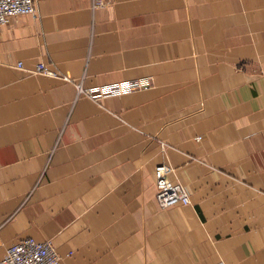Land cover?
I'll return each mask as SVG.
<instances>
[{
    "label": "crops",
    "instance_id": "0c3cea01",
    "mask_svg": "<svg viewBox=\"0 0 264 264\" xmlns=\"http://www.w3.org/2000/svg\"><path fill=\"white\" fill-rule=\"evenodd\" d=\"M35 1L0 26V261L264 264V0ZM162 163L190 204L158 206Z\"/></svg>",
    "mask_w": 264,
    "mask_h": 264
},
{
    "label": "built area",
    "instance_id": "2783aa9c",
    "mask_svg": "<svg viewBox=\"0 0 264 264\" xmlns=\"http://www.w3.org/2000/svg\"><path fill=\"white\" fill-rule=\"evenodd\" d=\"M37 5L35 0H0V26L10 18L20 15H36ZM17 67L24 69L23 63ZM35 73H43L55 76L45 64H39ZM151 82L145 79L125 81L96 87H85L77 84V92L94 101H100L107 96L121 95L150 86ZM174 167L169 163H162L155 168L157 181L156 203L162 209L176 204L188 205L191 203L190 193L187 187L172 180ZM0 264H60V256L52 240L38 241L32 237L20 240L10 246Z\"/></svg>",
    "mask_w": 264,
    "mask_h": 264
}]
</instances>
